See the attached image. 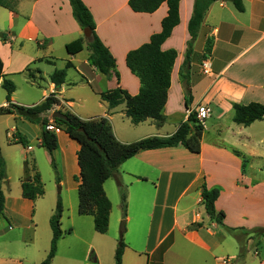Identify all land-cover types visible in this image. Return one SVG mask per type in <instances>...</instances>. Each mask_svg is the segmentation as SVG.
I'll use <instances>...</instances> for the list:
<instances>
[{"label": "crops", "instance_id": "crops-1", "mask_svg": "<svg viewBox=\"0 0 264 264\" xmlns=\"http://www.w3.org/2000/svg\"><path fill=\"white\" fill-rule=\"evenodd\" d=\"M82 1L93 15L98 37L116 59L119 80L115 74L103 75L90 64L88 40L73 16L69 0H20L16 12L7 9L0 12V20H8L9 33L2 35L0 56L4 74L16 86L11 98L13 104L31 107L42 103L50 94L58 93L62 105L56 110L69 109L83 120L106 117L122 143L151 136H172L200 106L210 112L204 124L200 154H192L182 145L143 151L123 163L104 184L106 195L109 197V187L115 200L117 195L121 199V186L127 193L124 231L127 243L122 264H220L223 258L239 257L238 232L242 230L250 235L247 250L255 246V253L245 254L241 264H264V236L259 237L256 244L252 239L264 231V194L253 195L256 188L250 187L243 173L257 153L252 148L242 152L245 146L242 138L251 139L264 125V120L248 127L233 121L234 104L264 105V0H243L244 12H239L230 0L214 2L193 41L189 59V22L196 0H181L180 24L162 46L164 51L175 50L178 54L164 112L166 121L159 124L150 119L139 125L132 124L126 116L125 103L109 109L100 94L117 87L132 96L139 94L140 80L127 67L126 57L161 32L168 6L163 4L156 12L147 14L132 11L129 0ZM24 16L25 21L15 31L16 23ZM80 38L85 39L82 50L70 55L66 46ZM25 40L37 44L36 55L25 56L22 50H14V42H20L23 48ZM56 41H60L66 51L63 57L56 56ZM209 42L212 49L207 53ZM68 62L73 67L67 70L66 83L58 88L50 81V76L55 70L64 69ZM204 64L208 66L207 72ZM28 68L41 72L38 82L45 85L32 82L26 73ZM18 77L22 79L20 90ZM2 83L0 78V90L4 91L0 107L8 105ZM21 91L25 93L22 96ZM1 128L6 131V139L0 136V155L5 160L7 174V181L2 184L4 214L10 217L11 212L26 219L28 228L35 234V217L41 198L35 202L23 198L21 181L30 176V159L38 170L41 164L48 175V167L53 170L50 154L40 146L42 126L16 115H0ZM21 139L27 141V146L20 143ZM58 146L55 158L61 173L60 190L53 175L57 190L52 191L50 198L56 200L60 196L65 213L67 202L78 200L79 205V183L75 177L80 176L77 157L80 145L61 131ZM13 181L20 184L17 191H13ZM204 183L208 188L220 189L215 208L225 216L223 225L212 221L205 211ZM40 207L44 211L43 204ZM45 213L50 226L54 208H46ZM80 217L81 220H76L72 211V221L64 235H76L74 222H77L80 235L76 237L88 246L89 259L84 264H100L99 250H103L104 243L108 244V232L88 243L83 235L94 226V218ZM123 221V213L116 216V225L119 222L122 226ZM10 231L11 227L1 229L0 238L4 236L2 232L7 235ZM189 249L205 252L208 257L188 262L187 258L192 257ZM48 252L46 249L43 259ZM62 262L74 264L76 260L65 258Z\"/></svg>", "mask_w": 264, "mask_h": 264}, {"label": "trees", "instance_id": "trees-1", "mask_svg": "<svg viewBox=\"0 0 264 264\" xmlns=\"http://www.w3.org/2000/svg\"><path fill=\"white\" fill-rule=\"evenodd\" d=\"M180 1L129 0V7L136 13L152 14L163 4L168 6V15L162 21L161 32L154 34L150 41L140 48L130 51L126 57L127 67L140 80L141 88L139 94L132 96L121 87L107 90L100 94L101 100L108 104L109 109H115L125 103V114L134 125H139L150 119L159 124H163L166 121L164 112L171 86L172 71L178 54L175 50L164 51L162 46L170 38L173 30L180 24ZM216 1H195L193 16L189 22L191 40L189 42L187 59H189L193 41L197 37L206 13ZM230 1L239 12H244L243 0ZM69 2L72 7L73 16L82 31L85 29L91 30V37L87 39L90 51V64L103 75L111 77L115 74L119 80V73L116 70V59L98 37L96 23L91 11L82 0H69ZM18 4V0H12L11 2L8 0H0V7L12 12L17 11ZM84 43V38L69 43L66 46L67 52L70 55L78 54L82 50ZM211 49L212 44L209 42L206 47V52L210 53ZM72 67L73 64L68 62L64 69L55 70L50 76V81L56 87L60 88L66 83L67 70ZM26 72L32 82H38L36 75H40L41 72L32 70L31 68H28ZM0 78L3 79L2 87L6 91V101L8 103L7 106L0 107V115H16L30 123L42 126L40 146L52 158L51 164L55 172L59 190L61 173L59 164L55 158V154L59 148L58 134L47 130V126L52 122L80 145V150L77 153L80 176L75 177V181L79 183L78 213L81 216H92L94 218L95 231L99 234H106L109 231L112 211V203L106 195L104 184L118 171L123 163L143 151L172 148L179 145L184 146L192 154L198 155L201 153V140L204 126L197 119L195 112L191 113L188 121L182 123L177 132L172 136H151L132 143H122L116 138L108 118L99 117L83 120L69 109L61 108L60 110H56V107L62 105L58 93L50 94L42 103L31 107L13 104L11 98L16 91V86L4 74V63L1 56ZM233 108V121L238 125L248 127L257 121L264 120V105L260 103H251L249 105L234 104ZM55 111L62 112L64 117L52 119L51 116ZM20 143L27 146L25 139H21ZM245 159L243 157L244 165L246 163ZM28 165V173L30 176L21 181L22 196L27 200L35 202L45 195V186L34 162L28 161ZM6 181V163L0 155V220L5 215V196L2 191V184ZM120 191L124 221L122 224L121 240L119 241L116 252V264H122L126 248L123 235L125 231V218L127 216V193L126 189L122 186L120 187ZM219 196V188H208L205 183L202 185V204L204 205L206 213L212 221L223 225L225 216L223 213H218L215 208V203ZM63 213L64 206L59 196L56 210L50 219V226L53 233L50 252L41 264H52L56 257L58 242L64 235L61 228ZM230 231L234 232L236 230ZM263 236L264 231L258 234V237ZM245 254V250H242L240 257H244Z\"/></svg>", "mask_w": 264, "mask_h": 264}, {"label": "rangeland", "instance_id": "rangeland-1", "mask_svg": "<svg viewBox=\"0 0 264 264\" xmlns=\"http://www.w3.org/2000/svg\"><path fill=\"white\" fill-rule=\"evenodd\" d=\"M12 1V0H8ZM20 1V0H18ZM6 8L0 7V12H6ZM8 10V9H7ZM10 11V10H9ZM0 26L2 30H0V41L3 40L2 35H7L9 32L7 30L8 26V20H0ZM25 21V16L21 17V20L16 23V28L14 29L17 31L20 28V25ZM14 50H22L23 54L25 56L30 55H36L39 51V48L35 42H31L29 40H25L23 44V48L20 45V42H14L13 43ZM55 53L57 57H63L66 53L65 49L62 47V44L60 45V41H56L55 45ZM34 67V66H32ZM27 73V72H26ZM28 75V73H27ZM42 78L41 75H36V79L40 80ZM21 78H17L16 82L17 85L20 87L21 84ZM40 82V81H39ZM42 85L43 82H40ZM45 85V84H44ZM33 94H38V91H32ZM23 91L19 92V95L22 96ZM4 96V91L0 90V98ZM133 124V123H132ZM61 130V129H60ZM62 131V130H61ZM0 136L6 139V131L4 128L0 129ZM263 140L260 142V140ZM242 152L246 151L247 149L252 148L256 151L257 157L247 165L246 172H243L244 175H246V178L250 181L251 186L256 189H254V192L252 194L254 195H260L264 194V125L258 129V132H255L253 136H251V139H245L242 138ZM248 147V148H247ZM30 162H32V159H30ZM34 162V161H33ZM37 171L40 173L42 181L45 186V195L43 198H41V201L38 203V210L39 213L35 217V227L34 230H36V233L33 234V231L28 228L26 219L22 218L21 216H17L14 213L9 212L11 215L10 217L6 215L4 218L0 221V230L1 229H8L11 227V231L8 232L7 235L2 232L4 236H1L0 238V264H41L46 258L43 259L45 255L46 249L50 251L51 248V240L53 237L51 226H49L48 222V216H46V208L51 207V209L54 208V212L56 210V205L58 199L51 200V194L52 191H56V185L52 182V177L55 175L54 170H52L50 167L49 169V175L47 174L46 170L43 168V166L40 164V170H38V167L36 166ZM56 180V176H55ZM13 191H17L18 185H16L15 181H13ZM20 187V186H19ZM108 195L109 200L112 203V220H111V227H109L108 231V244H103V250H99L100 253V264H116V252L119 245V241L121 240V233L123 230V225L119 222H117L116 225V216L120 217L121 213H123V208L121 205L122 197L120 199L119 195H117V200L114 199L113 194L109 191L108 187ZM59 198V197H58ZM78 201V200H77ZM74 201L73 203L67 202L65 204V213L63 216V220H61V228L63 233L65 231H68L71 220V214L73 211V214H75L76 220H81V215L78 213V202ZM44 206V211L41 209L40 205ZM64 206V204H63ZM52 211V210H50ZM51 215V212L50 214ZM53 215V214H52ZM17 216V217H16ZM91 217H89L90 219ZM75 220V221H76ZM76 223V235H63L62 239L60 240L58 244V255L53 260L52 264H63L62 260L65 258H71L75 259L76 262L74 264H84V262L88 261L89 259V253H88V246L80 242V240L76 237L77 235H80V232L78 230L77 222ZM116 225V226H115ZM126 230V227H125ZM240 235V245H241V251L245 250L246 255L250 253V255H253L255 252V246H252L247 250V244L249 241V236L245 231L238 232ZM134 235V233L132 234ZM84 240L88 241V243L95 241V237L101 238V235L97 233L94 229V226L92 225L91 228H89V233L84 234ZM92 236V238H91ZM131 237V236H130ZM49 239V240H48ZM254 239L255 244L256 241L259 240L258 236L252 237ZM254 241L252 244H254ZM97 242L94 243V245ZM124 243L126 242V234L124 233ZM247 250V252H246ZM191 252L192 257L187 258L188 262H192L193 260H202L203 258L208 257V254L205 252H198L192 249H189ZM240 251V253H241ZM49 253V252H48ZM249 255V259H250ZM242 258L239 257L236 259L229 258L230 264H241ZM43 259V260H42ZM226 259V258H223ZM220 264L221 261H220Z\"/></svg>", "mask_w": 264, "mask_h": 264}, {"label": "built area", "instance_id": "built-area-1", "mask_svg": "<svg viewBox=\"0 0 264 264\" xmlns=\"http://www.w3.org/2000/svg\"><path fill=\"white\" fill-rule=\"evenodd\" d=\"M207 67H208L207 64H204V71L205 72H207ZM195 113L197 114V119L199 120L201 125L204 126L206 120L210 116L209 110L205 106H200ZM47 130L55 132L57 134H59L61 132V130L58 127H56L52 122L47 126ZM221 263L222 264H230V261L228 258H226V259H222Z\"/></svg>", "mask_w": 264, "mask_h": 264}, {"label": "water", "instance_id": "water-1", "mask_svg": "<svg viewBox=\"0 0 264 264\" xmlns=\"http://www.w3.org/2000/svg\"><path fill=\"white\" fill-rule=\"evenodd\" d=\"M83 34H84V37H85L86 39H88V38L91 37V30H89V29H85V30L83 31ZM51 117H52V119L63 118V117H64V114H63L62 112H60V111H55V112H53V114H52Z\"/></svg>", "mask_w": 264, "mask_h": 264}]
</instances>
